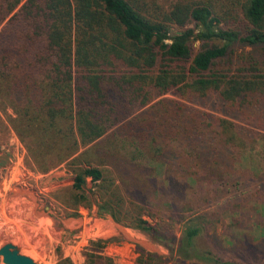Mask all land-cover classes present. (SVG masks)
Instances as JSON below:
<instances>
[{
  "label": "trees",
  "instance_id": "obj_1",
  "mask_svg": "<svg viewBox=\"0 0 264 264\" xmlns=\"http://www.w3.org/2000/svg\"><path fill=\"white\" fill-rule=\"evenodd\" d=\"M260 114L264 0H0V136L13 131L37 171L66 163L77 204L90 178L99 216L171 254L136 245L135 264H258L203 247L202 212L176 234L191 201L172 214L153 202L160 189H240L235 164L262 137ZM108 241L85 264H120L101 253Z\"/></svg>",
  "mask_w": 264,
  "mask_h": 264
},
{
  "label": "rangeland",
  "instance_id": "obj_2",
  "mask_svg": "<svg viewBox=\"0 0 264 264\" xmlns=\"http://www.w3.org/2000/svg\"><path fill=\"white\" fill-rule=\"evenodd\" d=\"M188 26L194 27L192 23ZM171 30L177 33L182 29L172 27ZM194 46L197 49L198 42ZM251 52L248 46L236 47L235 58L240 60ZM259 117L264 125V115ZM259 131L262 137L254 147L252 143L247 145L235 164V177L245 178L240 189L216 190L209 185L181 194L160 189L154 194L153 203L155 210L172 214L183 202L191 201L194 210H186L184 220L172 224L176 234H180L181 225L191 214L202 212L207 221L203 247L217 248L226 259H248L264 264V129ZM157 180H161L160 175ZM72 183L73 173L66 163L45 173L37 171L27 162L26 149L13 131L0 136V247L11 242L37 264H57L61 257H69L74 264H85L84 254L100 240H109L101 253L120 264H135L136 245L171 255L144 233L122 225L125 236L113 217L99 216L96 207L99 199L90 191L95 189L90 178L84 186L89 200L85 203L75 202ZM240 190L245 193H239ZM246 245L259 249V257H246L242 253ZM0 264H4L1 257Z\"/></svg>",
  "mask_w": 264,
  "mask_h": 264
},
{
  "label": "water",
  "instance_id": "obj_3",
  "mask_svg": "<svg viewBox=\"0 0 264 264\" xmlns=\"http://www.w3.org/2000/svg\"><path fill=\"white\" fill-rule=\"evenodd\" d=\"M117 227L122 234L127 236V234L122 229L121 224L117 223ZM137 242L140 245L148 246L145 242ZM151 248L154 249L152 246ZM0 257L4 264H37L30 256L22 253L20 248L11 242H7L0 247Z\"/></svg>",
  "mask_w": 264,
  "mask_h": 264
},
{
  "label": "built area",
  "instance_id": "obj_4",
  "mask_svg": "<svg viewBox=\"0 0 264 264\" xmlns=\"http://www.w3.org/2000/svg\"><path fill=\"white\" fill-rule=\"evenodd\" d=\"M21 183H23V184H24V180H22V181H21Z\"/></svg>",
  "mask_w": 264,
  "mask_h": 264
},
{
  "label": "bare ground",
  "instance_id": "obj_5",
  "mask_svg": "<svg viewBox=\"0 0 264 264\" xmlns=\"http://www.w3.org/2000/svg\"><path fill=\"white\" fill-rule=\"evenodd\" d=\"M73 221H74V220H73ZM71 222H72V221H71ZM71 222H70V223H71Z\"/></svg>",
  "mask_w": 264,
  "mask_h": 264
}]
</instances>
